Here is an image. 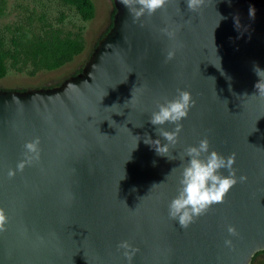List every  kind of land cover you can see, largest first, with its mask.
I'll use <instances>...</instances> for the list:
<instances>
[{"label": "water", "instance_id": "95a60500", "mask_svg": "<svg viewBox=\"0 0 264 264\" xmlns=\"http://www.w3.org/2000/svg\"><path fill=\"white\" fill-rule=\"evenodd\" d=\"M113 5L78 73L52 87L0 88V207L9 217L0 264H129L122 240L139 249L131 264H251L264 250V98L253 71L264 69V0H205L197 12L169 0L136 23L120 0ZM178 89L196 103L169 160L144 140L167 142L150 116ZM37 136L40 160L9 178ZM205 137L209 151L235 153L236 175L248 179L183 229L168 204L189 159L180 154Z\"/></svg>", "mask_w": 264, "mask_h": 264}, {"label": "clouds", "instance_id": "9594fccd", "mask_svg": "<svg viewBox=\"0 0 264 264\" xmlns=\"http://www.w3.org/2000/svg\"><path fill=\"white\" fill-rule=\"evenodd\" d=\"M120 3L127 9L128 14L132 17V21L136 23L141 22L142 17H151L157 11L164 10L169 0H120ZM186 3L188 11L197 12L205 5V0H186ZM219 16L220 19L216 27L219 26L221 20L226 19V17L220 14ZM249 16L251 18L255 16V9L252 6L249 8ZM235 26L237 28L240 27L238 18L235 20ZM161 31L170 40L175 38V30L165 27ZM175 55L176 49L170 48L166 52L165 62L172 60ZM253 71L259 77L255 88L258 90V95L264 98V69L254 64ZM105 95H107V91ZM195 103L196 101L193 99L190 91L178 89L175 98L159 103L158 110L151 113L150 123L156 126L155 130L158 136H162L167 141L166 143H161L159 139L152 140L147 134L145 135L144 142L153 146L157 155L167 157L169 160L176 159L170 153V148L178 143L179 134L183 129L181 121L188 116L189 110ZM165 123L174 124V130L169 131L163 127H157L163 126ZM40 143L39 136L24 143L23 158L18 161L15 169L10 168L8 170L7 175L9 178L15 177L17 172H23L26 166H31L40 160ZM209 149L210 143L208 138L205 137L199 141L198 145H190L180 154L181 161L185 157L189 159L187 163H181L180 165L178 194L168 204V216L171 220L178 221L179 226L183 229H187L198 217L207 213L214 204L223 203L226 194L234 185L238 182H246L248 179L246 175L237 177V170L233 167L236 158L235 153L225 157L217 150L212 149L209 151ZM221 169L227 170L228 174L224 175ZM155 185L158 184H154L153 187ZM8 224L9 217L5 209L0 207V233L7 231ZM227 231L230 236H239L235 226L229 225ZM224 243L229 248L234 247L232 239H225ZM118 249L123 250V256L129 264H131L139 251L128 240H122L118 244Z\"/></svg>", "mask_w": 264, "mask_h": 264}, {"label": "rangeland", "instance_id": "374dc122", "mask_svg": "<svg viewBox=\"0 0 264 264\" xmlns=\"http://www.w3.org/2000/svg\"><path fill=\"white\" fill-rule=\"evenodd\" d=\"M93 18L84 20L73 6L62 0H0V48L6 52V73L1 89H32L56 86L71 76L92 52L106 30L113 0H92ZM52 34L81 37L84 48L71 61L55 69L37 67L31 56L39 39ZM251 264H264V251Z\"/></svg>", "mask_w": 264, "mask_h": 264}, {"label": "trees", "instance_id": "16d2710c", "mask_svg": "<svg viewBox=\"0 0 264 264\" xmlns=\"http://www.w3.org/2000/svg\"><path fill=\"white\" fill-rule=\"evenodd\" d=\"M62 1L73 6L74 9L80 15V17L84 20L93 18L95 14V6L92 0H62ZM115 10L116 8L113 5V10L112 13L110 14L109 25L106 28V30L102 33V35L111 26L112 17ZM102 35H100V37ZM83 48H84V43L81 37L60 36L58 34H52L45 39H39L37 41V44L32 49L31 56L34 60V64L37 67L46 68V69H55L71 61L76 55L82 52ZM6 55H7L6 52L0 48V79L6 73V65H5ZM80 69L81 67H79L73 74L78 73ZM260 252L262 251L256 252L254 257Z\"/></svg>", "mask_w": 264, "mask_h": 264}, {"label": "flooded vegetation", "instance_id": "af4514ba", "mask_svg": "<svg viewBox=\"0 0 264 264\" xmlns=\"http://www.w3.org/2000/svg\"><path fill=\"white\" fill-rule=\"evenodd\" d=\"M73 75V74H72Z\"/></svg>", "mask_w": 264, "mask_h": 264}]
</instances>
